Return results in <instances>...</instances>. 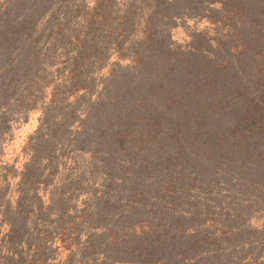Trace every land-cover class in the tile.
Wrapping results in <instances>:
<instances>
[{"label": "rangeland", "instance_id": "rangeland-1", "mask_svg": "<svg viewBox=\"0 0 264 264\" xmlns=\"http://www.w3.org/2000/svg\"><path fill=\"white\" fill-rule=\"evenodd\" d=\"M228 2H246L249 19L258 23L244 29L252 49L239 59L221 25ZM263 3L0 0V264H264L261 164L249 161L244 171L233 164L242 192L233 188L225 209L215 212L219 222L212 223L213 230L202 205L199 217L192 218L189 199L162 203L157 188L164 168L150 164L171 160L174 166L182 159L168 147L172 140L166 147L159 144L173 124L154 126L147 136L151 112H161L152 102L158 100L153 83L148 92L135 89L138 99H114L124 82L140 84L128 69L143 52L145 67L160 70L164 62L168 79L176 83L191 90L188 83H207L217 95L216 107L226 108L222 126L233 128L243 116L250 128L264 131V35L257 28L264 22ZM95 8L103 9L109 23L93 41L79 44ZM87 38L82 33L81 40ZM81 46L90 47L84 62H79ZM102 49L101 57L96 52ZM179 51L198 52L199 58H177ZM224 60L231 65L216 78L213 70ZM117 69L122 73L114 76ZM241 90L244 98L260 103L254 114L249 108L243 114ZM189 132L194 135V129ZM261 138H247V144ZM156 144L155 155L149 147ZM186 150L192 160L194 152ZM196 161L201 170L209 164ZM141 162L149 167L139 178ZM197 170L188 167L192 175ZM207 196L199 190L193 195L202 203ZM190 227L198 235L185 242L190 236L182 234ZM206 232H211L207 239Z\"/></svg>", "mask_w": 264, "mask_h": 264}, {"label": "trees", "instance_id": "trees-1", "mask_svg": "<svg viewBox=\"0 0 264 264\" xmlns=\"http://www.w3.org/2000/svg\"><path fill=\"white\" fill-rule=\"evenodd\" d=\"M248 9L250 8L246 2H239V4L235 2L230 3L227 14L222 17L223 22L221 25L228 29V32H225L224 35L225 37L232 40V44L229 49H232L238 55V59L243 58L242 56H245L247 53H249V50L252 49V47L249 45V41L243 36L244 29H250L258 26V23L253 18L249 19L250 12ZM95 13L96 14L93 15H91V12L88 14L87 18L91 19V22L89 25L84 26V31L79 34V44L81 42L93 41L98 37L97 34L101 33V31L105 30L107 27L109 19L104 16L105 12L103 9L99 10L95 8ZM257 28H259V31L264 35V22ZM82 33H85L88 38L81 40ZM154 37L155 35L153 38ZM145 38L150 41L152 37L149 35ZM222 42L223 39L218 43V47H223L221 45ZM149 46H152V43L151 45L147 44V47ZM81 48L83 49V52L79 53L78 55L81 58L79 62H84L87 60V56L85 59L84 55L85 53L87 54V50L90 47L87 46L83 48L81 46ZM153 52L158 53L159 50L155 49ZM96 53H100L99 56L102 57L104 55V50L102 49V51H98ZM257 53L258 50L256 54ZM176 54L177 58H179V56L194 58L199 55L198 52L193 51H179ZM101 57L97 58V60L102 64L104 60ZM196 58L198 59L199 57ZM105 60H107V58ZM76 61L78 62L77 58ZM261 61L263 64L264 59ZM222 63L216 65L217 69L213 70V72H215L216 78L221 77L224 73V70L229 68L231 65L230 62L225 60ZM145 64L144 54L143 52H139L136 65L134 64L132 68H129L128 72H132V77L136 78V80H139L140 84L137 82H130V80L129 82H124V84L120 86L121 91L118 94L119 97H115L114 99L120 103L126 102L128 97H132L133 99V96H137L135 90L137 87L141 86V92H148L150 85L153 83L152 86L157 89L156 98L158 100L154 102L151 99L150 101L155 103V108L160 109L161 112H151L150 119L147 122L148 125H150V133H148L147 136L151 137L153 135L154 126H156L157 129H160L164 126H167L169 123L173 124L171 128H166L164 130L165 140L159 144L160 147H166V141L172 140L173 143L168 147H173L175 152L181 155L180 159H182L181 162L175 163L174 166L169 165V163L172 162L171 160L168 162L161 160L160 162L155 163L158 161L156 160L150 164L152 169H156L160 165L164 168L161 184L157 188L159 195L163 199L162 203H166L168 205H177L180 203L181 197L182 202L186 199H189L188 205L195 211L192 218L199 217L200 213L198 209L199 206L202 205L201 211L205 215L210 216V218H207V222L210 223V227L213 228L216 225V222H219L217 219H215L217 218L215 212L225 209L221 206L225 203V200H228L233 188L237 186L239 191L242 192L243 186L239 182L241 175L239 176V174H236L233 164L236 163L237 166H239V171L241 169L244 171L249 161H256L261 164L264 171V131L259 130V126L250 128V124H246V119L243 118V116L237 119L240 121V123H238L233 128L228 129L222 126L219 123V118L225 115V112L223 114L221 110L225 111L226 108L223 105L220 106L221 108L219 107L220 109L216 107L215 102H217V95L216 93H212L211 88L207 89V83H204L200 86L199 84L194 85V83H188L190 86H192L191 90L187 84L183 85L181 82L176 83V81L173 79H168V72L162 67L164 62L160 63V70H156V68L154 69L150 66L145 67ZM115 72L116 73H114V76L122 73L120 69L115 70ZM176 73L177 72L175 71V74ZM139 76L140 78H138ZM214 81L216 83L218 82L216 79ZM143 85H147V89L143 88ZM165 85L173 86L171 88ZM241 86H243L242 83L236 88L239 89ZM243 89L244 88L242 87V90ZM242 90L239 95L241 98H243V105H245L243 114L248 112V108L250 109L249 111H252L251 113L254 114L258 108L257 106L260 105V103H253L256 97L251 100L244 98V96L241 94ZM236 91L239 92V90ZM197 96L203 100L200 102V99ZM136 99H138V96ZM196 101L200 103V105H198ZM210 107H213V111ZM192 129H194V135H191L189 132ZM160 132L161 130L156 131V135H158ZM190 135L191 137L188 138L187 136ZM255 135L259 139L262 137L261 142H254L253 145H248L247 138H253ZM189 140H191V143L188 145ZM138 143L139 142H136L135 144L133 143L137 151L141 148V145ZM187 147H190L195 154L193 155L192 160L190 159L192 153H187ZM149 148L155 150H153V154H157V144L153 145V148ZM135 155H137V153ZM183 155H185V157ZM184 158L188 160L183 161ZM198 158L200 163H203L202 161L209 163L208 165H205L202 170L200 164L196 166L194 165L195 163H198L196 161ZM173 161L175 160L173 159ZM140 165L139 178L145 177L143 176L145 174L142 172H145V170L149 167L143 166L142 162ZM189 165H192L193 169L200 167V170H197L196 173L192 175L188 172ZM231 167L235 172L234 177L231 176V174H233ZM201 175L203 177H200ZM232 179L235 184L231 181ZM198 181H200L199 185H197ZM196 190L204 192L206 195H208L207 200H205L204 203L193 197L194 191ZM178 191H181L180 195H178ZM212 223H214V226ZM189 230L190 231L184 232L182 237L186 234H189L190 238L192 239L190 240L189 237H186L185 242L186 239L189 242H192L198 235L196 230L193 231V228L191 229L190 227ZM204 231L205 230H202L200 234ZM162 232L164 233V231ZM210 233L211 232H206L207 236H205V239L210 237ZM215 237L217 238V236ZM185 242L184 244H186Z\"/></svg>", "mask_w": 264, "mask_h": 264}]
</instances>
